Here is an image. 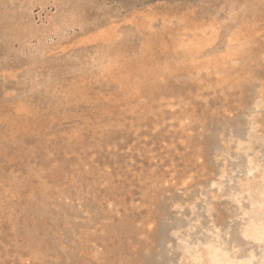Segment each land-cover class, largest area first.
Here are the masks:
<instances>
[{"label":"rangeland","instance_id":"rangeland-1","mask_svg":"<svg viewBox=\"0 0 264 264\" xmlns=\"http://www.w3.org/2000/svg\"><path fill=\"white\" fill-rule=\"evenodd\" d=\"M0 264H264V0H0Z\"/></svg>","mask_w":264,"mask_h":264}]
</instances>
